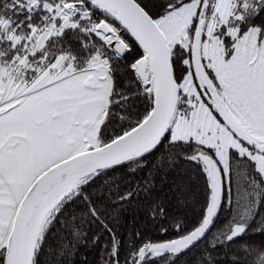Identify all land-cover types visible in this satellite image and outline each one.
I'll use <instances>...</instances> for the list:
<instances>
[{"label":"snow or ice","instance_id":"1","mask_svg":"<svg viewBox=\"0 0 264 264\" xmlns=\"http://www.w3.org/2000/svg\"><path fill=\"white\" fill-rule=\"evenodd\" d=\"M94 248L264 264V0H0V264Z\"/></svg>","mask_w":264,"mask_h":264},{"label":"trees","instance_id":"2","mask_svg":"<svg viewBox=\"0 0 264 264\" xmlns=\"http://www.w3.org/2000/svg\"><path fill=\"white\" fill-rule=\"evenodd\" d=\"M131 214L132 213H128V215H131ZM141 224L142 225L144 224L143 220L141 221ZM146 234H151L152 236L157 235V233L151 229L150 225H148L147 228H146ZM87 256H88L87 264H98V261H99V249L98 248L92 249L91 251H89L87 253Z\"/></svg>","mask_w":264,"mask_h":264}]
</instances>
